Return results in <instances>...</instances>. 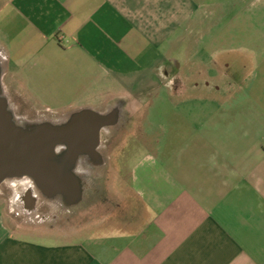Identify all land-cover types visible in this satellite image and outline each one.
I'll return each instance as SVG.
<instances>
[{
	"label": "crops",
	"instance_id": "1",
	"mask_svg": "<svg viewBox=\"0 0 264 264\" xmlns=\"http://www.w3.org/2000/svg\"><path fill=\"white\" fill-rule=\"evenodd\" d=\"M0 69L8 101L17 87L51 114L132 94L117 84L135 77L156 94L130 101L143 149L92 221L34 235L0 208V264H264V0H0ZM159 97L187 132H163Z\"/></svg>",
	"mask_w": 264,
	"mask_h": 264
},
{
	"label": "rangeland",
	"instance_id": "2",
	"mask_svg": "<svg viewBox=\"0 0 264 264\" xmlns=\"http://www.w3.org/2000/svg\"><path fill=\"white\" fill-rule=\"evenodd\" d=\"M142 80L144 79L135 77L131 81H118V87L119 85L125 86L124 84H126L129 88V85L132 84L138 89V91L128 94L127 96H125V94L122 96L117 95L115 98L109 99L108 103L98 105L96 109H91L101 114H105L106 112L108 114L111 111L108 107L113 106L111 109L116 112V116L119 117L120 123L119 125H116V130L110 132V134L112 133L111 135L105 133V131L102 132L98 148V154L101 162H98V165L96 166H92V164L89 165L91 172L84 173L85 169H82L81 166L78 165L79 162L83 163L81 160L75 165L74 172L81 178L83 190L82 198L78 204L66 207L57 199L47 200L41 196L31 182L30 185H24L21 183L20 179L7 180L0 186V208H6L9 210L4 213L6 214V216H4V221L12 231H21L22 233L39 235L48 233V231H50L51 224L53 225V229L61 227L62 224H64V227L75 228L83 219L85 220V223H90L92 221L91 219L94 215H96V212H93V202L95 200L97 202L99 197L102 195L104 196L105 193L106 197L109 195L105 190L100 191V187L104 185L108 186L109 182L114 180H127L130 160L135 157V155L141 154L140 151L143 149L140 139H137V141H128L126 139L128 138V134L126 135L127 125L124 124L126 120L128 121L130 119L131 114L128 111L130 101L141 102L150 100L154 101V99H156V94L149 92L151 87H143ZM141 88H143L142 91H140ZM1 89L2 95L7 100L3 90L2 81ZM11 90L12 92L8 95V97L10 96V102L7 100L9 103L8 106L16 118L17 123L22 126L38 122L59 124L65 121L72 113L81 110H63L58 113L59 115L48 112L46 113L36 104H33L27 97V94L23 93V91L19 88L14 87ZM107 97L108 94H105L102 100ZM164 104L165 103L162 97H159L153 104V106L157 108L154 109L156 113H153V116H155L156 119L161 120V123L163 119H165L167 123L165 130L163 125H160V127L163 128V132L165 134H172L173 131H176L179 128V132H187L188 126L183 125L184 128H182L181 126H178V123L181 122V119L187 120L189 118V114L182 113V115H179L177 111L172 114L171 112L173 111L170 108H163ZM161 107L163 108L162 110ZM60 115H62V117H56ZM139 126L140 125H138L137 128ZM136 133L140 137V131L138 130ZM116 171H118V174H115ZM25 191H29L31 196L35 198L34 208L30 213L23 211L20 205H11L14 195L17 193L18 196H20Z\"/></svg>",
	"mask_w": 264,
	"mask_h": 264
},
{
	"label": "water",
	"instance_id": "3",
	"mask_svg": "<svg viewBox=\"0 0 264 264\" xmlns=\"http://www.w3.org/2000/svg\"><path fill=\"white\" fill-rule=\"evenodd\" d=\"M116 112L101 114L85 108L59 124H18L2 95L0 69V186L7 180L28 179L47 200L78 204L82 180L74 172L81 160L99 162L102 132Z\"/></svg>",
	"mask_w": 264,
	"mask_h": 264
},
{
	"label": "bare ground",
	"instance_id": "4",
	"mask_svg": "<svg viewBox=\"0 0 264 264\" xmlns=\"http://www.w3.org/2000/svg\"><path fill=\"white\" fill-rule=\"evenodd\" d=\"M82 165H85L84 163H81ZM21 183L24 184V185H30V181L28 179H25V178H22L20 179ZM32 203H33V199H29L27 200V205H28V209H31L32 207ZM12 205H14V203H12ZM31 210H28V213H30Z\"/></svg>",
	"mask_w": 264,
	"mask_h": 264
},
{
	"label": "flooded vegetation",
	"instance_id": "5",
	"mask_svg": "<svg viewBox=\"0 0 264 264\" xmlns=\"http://www.w3.org/2000/svg\"><path fill=\"white\" fill-rule=\"evenodd\" d=\"M8 105H9V104H8ZM15 119H16V118H15ZM16 122H17V120H16ZM81 161H82V159H81ZM82 162L85 164L84 166H87V167H89V165H91V164H92V166H94L95 163H96L95 161H94L95 163H94L93 161H91L90 164L87 163L86 161H82ZM78 165L81 166V168H82V166H83V165L81 164V162H79ZM2 184H3V183H2ZM26 206L28 207L27 203H26ZM27 211H28V208H27ZM68 220H69V219H68ZM52 226H53V225L51 224V225H50V228H51Z\"/></svg>",
	"mask_w": 264,
	"mask_h": 264
}]
</instances>
